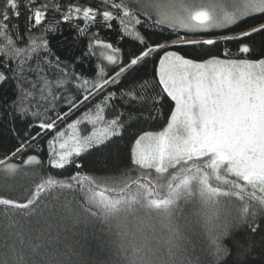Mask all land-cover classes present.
<instances>
[{
  "label": "snow or ice",
  "instance_id": "6c2138e0",
  "mask_svg": "<svg viewBox=\"0 0 264 264\" xmlns=\"http://www.w3.org/2000/svg\"><path fill=\"white\" fill-rule=\"evenodd\" d=\"M0 129V264H264V0H3Z\"/></svg>",
  "mask_w": 264,
  "mask_h": 264
},
{
  "label": "trees",
  "instance_id": "16d2710c",
  "mask_svg": "<svg viewBox=\"0 0 264 264\" xmlns=\"http://www.w3.org/2000/svg\"><path fill=\"white\" fill-rule=\"evenodd\" d=\"M62 2H65V0H62ZM79 2L81 4H86L89 2V0H79ZM3 6V0H0V7ZM23 11V9H22ZM17 23L20 24L21 26V34H23V17L21 18V20L17 21ZM65 35H70L68 29H67V26L65 25ZM51 42H52V45H53V49L57 51V55H62L61 51L57 50L56 49V39L57 37H53V36H50L49 37ZM129 41L126 39L123 44L121 45L122 48H127V45H128ZM227 47L235 50V45L234 44H229V45H226ZM225 47V45H217L216 48L217 49H221ZM127 53L125 52V57H126ZM104 63V66L106 67V70L108 72V75H112V72H113V68L111 65H108L106 62H103ZM95 64H96V59L95 58H92L90 60H88L84 65H78L77 66V71L79 72H82L87 78H92L94 79L95 78ZM151 68V65L149 66ZM116 87L118 86H111L108 88V91H112L114 90ZM104 93H101V95H103ZM97 100L100 99V96H98L96 98ZM174 107V103L173 102H170V100L168 98L165 99V102H164V114H165V117H167L169 114H170V110ZM62 110H66V108H62ZM81 111H83V109H81ZM80 115V112H77L74 116L71 117V119H75L76 116ZM113 115V112L112 111H108L106 112V116L108 118H111V116ZM71 119L68 120L67 122H71ZM18 127H23V125H20L18 124L17 125ZM166 126L164 122H156V123H152L150 126L148 125H145L144 122H141L139 124L136 125L137 128H144L145 130H162V128ZM61 127H63V125H61ZM90 126H87V125H84L82 126V128L84 130H87ZM38 143L41 145V147L43 148V151L41 153H39L40 155V158L42 160H45L46 157H47V148H46V142L45 141H38ZM14 146H17V141L14 140V139H10L8 134L6 133H3V130L0 129V157H2L5 153H10V151L14 150ZM28 154H36L34 153V146L33 147H30L28 148L27 152L24 154L25 155V158H26V155ZM14 162H17L19 163L20 160L17 159V158H14ZM125 163H127V157H125ZM74 170L69 167L67 172H54L53 174L54 175H57L58 178H63V176H66V175H69L73 172ZM0 194H3V195H14V193H6V192H2L0 191ZM206 241L204 240L203 238V234L201 233V237H200V247H204Z\"/></svg>",
  "mask_w": 264,
  "mask_h": 264
},
{
  "label": "clouds",
  "instance_id": "9594fccd",
  "mask_svg": "<svg viewBox=\"0 0 264 264\" xmlns=\"http://www.w3.org/2000/svg\"><path fill=\"white\" fill-rule=\"evenodd\" d=\"M199 232L200 229L198 225L193 223L190 228L185 230V235L195 242L197 239L196 234ZM166 240L167 233L160 229L158 224L156 225V232L154 235L152 233H147L144 236L138 237V243L146 242L147 246L150 247L154 253V255H152L150 258L151 264H171L168 259ZM183 243L187 244V240H185ZM117 264H130V262L129 260H120L117 262Z\"/></svg>",
  "mask_w": 264,
  "mask_h": 264
}]
</instances>
